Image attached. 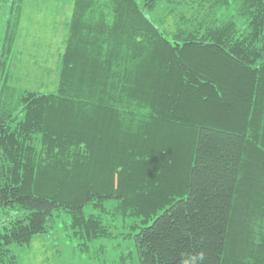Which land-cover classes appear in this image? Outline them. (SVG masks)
<instances>
[{
	"label": "trees",
	"instance_id": "1",
	"mask_svg": "<svg viewBox=\"0 0 264 264\" xmlns=\"http://www.w3.org/2000/svg\"><path fill=\"white\" fill-rule=\"evenodd\" d=\"M71 3L50 64L11 7L0 210L21 214L0 264L58 210L84 251L112 236L103 213L137 219L140 264H264V0Z\"/></svg>",
	"mask_w": 264,
	"mask_h": 264
},
{
	"label": "rangeland",
	"instance_id": "2",
	"mask_svg": "<svg viewBox=\"0 0 264 264\" xmlns=\"http://www.w3.org/2000/svg\"><path fill=\"white\" fill-rule=\"evenodd\" d=\"M14 2L17 8H22L17 32L21 36L20 44L25 45V49L31 53L34 52L35 60L43 62L49 59L50 64L53 57L50 53L55 52L60 44L62 23L71 13V0H5L0 3V55ZM31 61L29 65L33 63ZM31 75L30 79L36 80L34 72ZM37 84L38 81L32 86L36 88ZM85 212L90 215L96 210L87 205ZM19 214V210L1 209L0 226ZM102 215L113 234L90 242L86 251L81 249L78 236L74 235L71 228L72 216L65 210L56 211L48 230L35 235L29 244H11L9 248L17 256L18 264H140L134 239L128 236L134 233L131 226L137 219L122 220L109 214Z\"/></svg>",
	"mask_w": 264,
	"mask_h": 264
}]
</instances>
